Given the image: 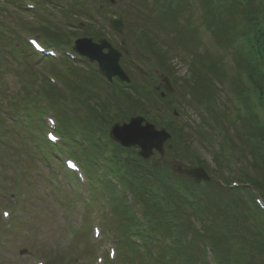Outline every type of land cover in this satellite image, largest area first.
<instances>
[{
	"label": "rangeland",
	"instance_id": "rangeland-1",
	"mask_svg": "<svg viewBox=\"0 0 264 264\" xmlns=\"http://www.w3.org/2000/svg\"><path fill=\"white\" fill-rule=\"evenodd\" d=\"M68 1L73 6V3L70 0ZM94 2L95 4L89 3L91 13L102 6L103 12L100 14L106 17L108 22L114 18L124 17L125 24L122 32L112 31L111 33L108 22L102 17L95 16L96 14L94 15L93 25L106 28V34L102 37L108 38L113 45L122 50V67L136 84H141L137 88H142L143 85L148 86L154 92L152 96H155L154 100L148 97L144 105L140 104L136 109L131 108V101L123 100V105L119 107V119L118 117L114 120L109 119L108 115L103 120L110 125H114L117 122H129L131 117L137 116L138 112L143 111L141 113L143 114L142 116H145L157 128L168 125L172 126L171 129L176 131L181 127L188 128L189 132L185 133V142L181 141L178 144L173 141L174 145L172 144L167 150L164 149V153L156 150L149 156L148 160L150 162H147V164L153 165L158 173H165L171 183H177L181 179L188 182L193 181L189 176V172L192 167L201 165L205 167L207 175L215 177L214 181L222 187V182L224 181L221 178L228 176V165L221 156L214 154L204 137L202 141L200 137L201 128L196 127L195 129L196 122H200V119L204 117L203 111L198 107L199 105L205 109L207 114L214 115L217 118L219 123L217 126L221 134L224 131L229 145L234 148V156L238 158V161L237 163L232 162L233 171L237 172L239 170L237 166H240L246 171L249 180L262 179L264 177V169L260 165L264 167V146L263 148L257 146L263 142L261 138L259 139V134L252 123L253 117L251 115L254 110L252 104L255 89L252 84L250 87L247 77L242 73L239 76V81H236L235 77L231 78L236 81L233 86L237 88V92H232L229 97H226L224 91L220 89V81L217 80L222 77L221 71L220 74L216 75L217 73L209 69L215 79H212L213 85H210L211 88L210 86L206 87L203 90L204 95L200 93L203 87H197V91L192 93V97L190 93L195 79L197 85H200L201 74L198 73L202 72L196 70L198 72L196 73L193 70L194 64H198L200 61H203L202 63L205 65L216 64V68L221 66L223 58L225 57L226 59L229 54L241 63L247 64L257 61L254 57L253 49H247L244 43V48L240 46V35L238 32V39H235L231 45V42L225 43L227 32L217 31L219 27L222 28L228 24L227 14L221 12L218 8L217 14L214 16L217 20L216 23L209 18L212 16H208L209 20L205 19V23L208 26L210 25L211 29L207 25L204 28L211 33L217 31L215 37L218 38L222 46L220 49H212L199 32L197 23L192 22L190 27L185 25L187 21V12L185 10L177 11L179 15L174 11L173 17L177 18V23L173 24L171 19H169L171 22H165L163 28L157 18V7L153 4V0H148L146 5L141 3L140 0L138 2L136 0H119L114 5L109 3L108 0H94ZM238 4H241V2L238 1ZM232 5L233 10L230 11V14L233 18V12H237L240 7L236 4ZM242 6L244 7V5ZM251 6L254 11L257 10L253 3ZM9 9L12 14L6 15L2 13L3 18L10 21L12 25L32 30L27 31L28 34H33V31L40 30L38 28L45 29L44 25L46 23L38 15L25 13L15 6H10ZM56 10H59L56 4L48 8L49 12L46 16L48 24L60 29L61 32L70 28L75 31L74 34H79L72 40L71 49L75 39L83 37L82 32H85L87 28H91L89 17L77 10L76 15L64 13L67 18L65 20L63 15L59 12L57 13ZM36 12L44 15L41 13L40 7L37 8ZM54 19L60 22V26L55 23ZM80 21H82L83 25H79ZM71 23H74V25H71ZM176 26L178 30L182 31L179 36H182L183 39H188L187 41L184 40L185 43L181 40L177 42L176 40L178 39L174 37L178 36V33L176 35L172 29L167 28ZM143 28L147 30L146 36H148L154 47V50H152L164 57V67L169 68L167 70L171 72V78L175 82L172 84L174 91L163 96L165 100L159 98V94L164 90L158 89V86L163 88V83L159 76L163 75V73L159 71L158 61L156 57L148 59L144 54L148 50H152L149 47V43L145 41L146 37L142 33L144 31ZM2 32L9 34L3 35L4 41L0 43V264H33V259H36L37 256H40L41 258L38 260H44L45 264H104L105 260L103 263L97 261L96 253L92 252L91 246L95 250L96 248L99 250L98 256H104L105 252L108 253L110 251V247L115 246L114 236L106 228V223L110 217L109 199L105 201L102 198H98V203L93 202L88 206L82 198L72 196L74 193L71 185L72 180L66 178L65 170L60 162L55 160L53 165H51L41 155L43 137L37 131L41 125L35 122L31 127L30 125L27 126L30 127L29 129L24 130V126L16 123L17 121L14 119V117L19 116L16 115L18 105L15 97L30 98L31 95L29 94L33 91L48 87V84L45 83L46 80L41 77L39 71H44V68L54 69L55 66H51L46 59L35 58L29 53H24V56L15 58L8 49L13 41V39L10 40L12 33L5 29ZM235 33L234 30H231L230 37L234 38ZM227 45L229 46L228 49ZM58 48L57 51L60 53L62 47ZM71 56L74 55L71 54ZM210 56L216 57L213 58L215 63L212 59L207 60ZM81 59L83 58L78 55H76V59H70L74 66L80 67L81 72L77 74L79 75V81H82V83L73 87L74 93L70 87L71 92L66 93L68 94L66 95L67 99V96H78L81 100H89L90 87H96L98 82L97 80L90 81L91 79L88 76H92V72L86 69L89 68L90 71L95 72L94 65L85 64ZM192 62L194 63L193 66ZM62 63L61 58L58 61V68H56L59 74L64 71ZM136 66L152 73L151 77L142 76ZM71 69L69 67L70 71ZM72 79H74V75L71 76ZM221 80L224 81V78H221ZM58 81L59 86H62L61 80ZM103 83L108 90H112L105 80ZM82 87L89 92L83 91ZM59 95L63 96L65 93L60 90ZM204 97L209 98L212 102L202 101ZM48 98L51 99L50 96ZM78 98H75V100L77 101ZM123 98L124 96H122ZM190 98H192L190 102L192 105L188 102ZM192 100L196 104L192 103ZM94 103L99 105L96 99ZM41 104L45 105L46 103H37V106ZM68 104L66 109L69 112L73 110V104L70 101H68ZM241 104L245 111L243 108L241 109ZM52 106L55 108L54 105ZM53 108L42 109L41 116H44L45 112L52 111ZM77 108L82 113L80 104L77 105ZM174 109L180 112L178 117L173 113ZM112 112H116V107L112 108ZM62 113L60 109H55V113L52 111V113L46 114L43 121L48 123V117H54V114L60 120ZM262 114L264 115L263 112ZM79 117V115L73 116V118ZM166 119L169 120V123L164 125L163 120ZM101 122L104 123L103 121ZM208 125L215 131L212 124ZM58 146L59 144L47 143L49 148L45 153L47 154L50 150L57 149ZM133 148L136 151L132 154H137L138 147ZM255 148H257V151L254 150ZM68 156V153H64L63 159ZM257 157L260 158L261 164L256 161ZM9 162H14L21 172V178L16 183H14L16 178ZM220 162H223V168H220ZM199 163H203V165ZM257 163L259 166H256ZM163 164H167L169 168H164ZM50 173L56 177L53 181L58 184L57 191L51 185ZM1 182L4 183V186L1 185ZM219 186L218 188H221ZM60 187L65 188L63 194H58ZM16 191H21L20 205L17 207L18 210L16 209V214L13 213V216L16 215L15 218L17 219L11 226L2 229L1 217L5 221L2 216V208H13L9 203L13 202L11 194ZM231 204V202H228L226 206L233 212ZM244 224V222H241L239 225L243 226ZM95 226L102 229L100 240H97L92 235L93 227ZM250 240H254V238L250 236ZM92 242L94 246L92 244L90 246ZM241 249L232 247L229 260L237 258V254L242 251ZM260 263L257 259V264Z\"/></svg>",
	"mask_w": 264,
	"mask_h": 264
},
{
	"label": "trees",
	"instance_id": "trees-1",
	"mask_svg": "<svg viewBox=\"0 0 264 264\" xmlns=\"http://www.w3.org/2000/svg\"><path fill=\"white\" fill-rule=\"evenodd\" d=\"M254 1L256 2L253 3L254 7H261V16L258 22L264 24V10L261 5L264 3V0H259V2L256 0ZM73 2L80 12L84 13L86 11L83 2L79 0H73ZM231 2H236V0H222L220 4L229 5ZM204 6L207 19L209 20V18H211V21L216 23L217 20L214 16L217 14V9L219 8L216 2L214 0H204ZM208 16L212 17L208 18ZM228 25L229 22L226 24L225 28L228 27ZM225 28L221 29V31H226L224 30ZM144 33L146 37L145 41H147L149 47L154 50L152 43L148 39V36H146L147 30H145ZM86 35L101 37L102 33L94 30V34L87 31ZM47 36L53 42L59 44L68 42L64 35L52 29L48 30ZM259 38L260 49L263 51L264 55V27L260 31ZM154 53L160 59L159 65L163 69L166 68L163 64L164 57L160 53ZM246 67L249 69L248 66ZM209 69L218 75L222 68L217 69L211 63V65L207 64L206 72L198 73L194 71L201 74V80L200 85H197L196 79L193 81L192 84H194V86L190 92L191 96L192 93L197 91V87H203L200 93L204 95L203 90L213 85L212 79H214V76L209 72ZM260 80L262 82L261 89H263L264 77H261ZM135 84L136 82L133 81L130 86L131 88L125 90L123 88L124 86L117 80L109 83V86L112 88L111 93L113 99L117 101V103H121V105H123V100L131 101V108L135 109L140 104L144 105L148 97L154 100L155 96H152V93H154L152 90L144 86H142V88H137V86L141 85ZM82 89L83 91L89 92L84 87H82ZM91 96L92 95L89 93L88 97L91 98ZM122 96H124L123 99ZM205 100L212 102L209 98H202V101ZM111 105L112 101L104 103L99 102L98 107L101 112L97 107L91 106L90 118L93 120H103L104 116H108L109 107ZM138 113H143V111ZM177 130L178 131H172L181 141L185 142V133L189 131L184 127ZM260 147L262 148L263 145L261 144ZM92 148H95L96 153L100 154L101 148L97 144H94ZM115 150V168L119 169V159H125L127 161L128 171L126 173V179L123 181L125 183L124 188L130 190L134 198H137V200L145 206L146 216L150 219V230H142L143 226L141 222L136 218L133 208L128 204L124 195L118 194L116 190L112 193L113 211L118 219L115 220L118 222L121 235L119 248L120 251H122L120 255L122 263L124 260H127L136 264H143L142 257L137 254L139 253V248L131 240L132 235H138L143 238L145 255L152 261L151 264H175L176 258L185 252L184 242L188 237H190L189 251L191 252L192 264H200L199 259L203 256L204 251L201 245L202 235L205 234L209 236L210 234L208 233L211 232L214 236L212 238L213 243L216 248L221 250L219 251V256L223 264H227L228 262L234 264H257V259L259 263L261 262L260 264H264V238L259 235L256 228L257 218L255 217H257L258 214L252 209L244 207V204L240 201V197L236 192L231 191L228 187L219 186L214 181L215 178L213 181L204 184L206 188L204 191L197 185L188 186L187 181H183L182 179L179 181L178 185L177 183H171V180L167 178L165 173L161 172L165 180L161 181L163 182L162 186H156L157 189L158 187H162V194L157 193L151 185V180L153 178L145 165L146 162H143V160L138 157H135L136 159H131L130 155L125 152L126 150L120 148L118 145H112L110 151L114 152ZM256 161L259 162V164L262 163L258 157ZM259 164L257 163L256 166H259ZM158 166L161 169L160 165ZM163 167L169 168L167 164H163ZM260 167L264 169L262 165H260ZM253 182L264 192V177L259 180L253 179ZM218 186L221 188H218ZM165 196L168 197V199H166ZM228 202L236 205L231 206L233 212L225 206ZM160 205L163 206V209ZM241 222L245 224L243 226L239 225ZM237 226L238 228L236 229ZM216 227L217 229H215ZM215 233L218 234L215 235ZM157 235L172 238L174 246H168L157 241ZM250 236H252L254 240H250ZM231 245L239 246L242 248V251L237 254V258L229 260ZM137 259L139 260L138 263L136 261Z\"/></svg>",
	"mask_w": 264,
	"mask_h": 264
},
{
	"label": "water",
	"instance_id": "water-1",
	"mask_svg": "<svg viewBox=\"0 0 264 264\" xmlns=\"http://www.w3.org/2000/svg\"><path fill=\"white\" fill-rule=\"evenodd\" d=\"M117 29H122L121 21H114ZM108 48V53H103V49ZM76 49L82 54L90 57L93 60H98L103 72L111 79L114 76H119L123 81H130L128 75L119 65L120 53L112 47L106 40H100L99 43H93L91 39H80L77 42ZM166 88L172 93L173 89L167 78ZM146 119L142 116L133 117L130 123L123 125L117 124L113 127L111 136L116 141L126 145H139L141 147L140 154L148 158L154 149L163 152L164 142L170 138V134L165 130L158 131L155 126L149 122L143 124ZM193 176L198 180L208 179L205 171L202 168L192 171Z\"/></svg>",
	"mask_w": 264,
	"mask_h": 264
},
{
	"label": "snow or ice",
	"instance_id": "snow-or-ice-1",
	"mask_svg": "<svg viewBox=\"0 0 264 264\" xmlns=\"http://www.w3.org/2000/svg\"><path fill=\"white\" fill-rule=\"evenodd\" d=\"M5 215H7V213Z\"/></svg>",
	"mask_w": 264,
	"mask_h": 264
}]
</instances>
